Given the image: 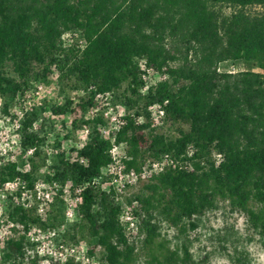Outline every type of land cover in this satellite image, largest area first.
<instances>
[{
    "label": "trees",
    "instance_id": "1",
    "mask_svg": "<svg viewBox=\"0 0 264 264\" xmlns=\"http://www.w3.org/2000/svg\"><path fill=\"white\" fill-rule=\"evenodd\" d=\"M71 33L79 43L72 38L65 42L63 36ZM139 58L166 74L154 91H141ZM225 62L247 67L221 70ZM53 69L61 93L69 85L83 95L73 103L64 94L52 112L67 110L74 128L88 127L84 144L72 149L75 159L58 154L45 175L49 183L62 186L69 178L83 186L76 209L80 222L71 226L70 240L81 230L100 249L105 264H135L142 236L150 255L146 264H195L185 238L175 247L157 240L161 224L186 235L200 226L206 212L226 202L231 211L245 215L264 246V0H0V119L18 95ZM102 92L125 108V122L113 141L102 137L99 116L83 118ZM165 100V121L178 124L173 137L137 122L149 104ZM38 120L39 111H25L17 131L22 150H31L30 168L24 170L23 161L0 163V186L18 178L33 189L39 168L33 159L44 163L46 137L41 125L35 127ZM122 142L129 168L138 169L145 157L164 153L191 164V169L166 167L127 197L139 204V235L131 240L118 225L121 205L114 190L90 184L111 162L109 149ZM5 213L17 235L7 242L3 260L40 264L37 253L28 254L34 244L25 233L34 225L56 228L64 222L60 193L44 221L32 207L14 203ZM217 238L223 249L231 248L230 264H249L237 238L224 232ZM63 264L75 263L70 258Z\"/></svg>",
    "mask_w": 264,
    "mask_h": 264
},
{
    "label": "rangeland",
    "instance_id": "2",
    "mask_svg": "<svg viewBox=\"0 0 264 264\" xmlns=\"http://www.w3.org/2000/svg\"><path fill=\"white\" fill-rule=\"evenodd\" d=\"M63 37L65 42H68L69 38L74 39L75 42H80L77 34L64 35ZM246 67L242 63L225 62L221 64L220 69L233 71ZM251 69L258 70L256 67H251ZM37 87L41 88L38 89ZM61 87L62 82L60 81L59 73L55 69L51 70L46 79L37 80L23 95H18L11 104L9 112L0 119V163L23 161V169L28 170L30 168L29 157L31 152L22 150L17 135L21 112L27 107H34L40 112V120L35 122V127L39 128L41 125L44 130L43 133H46L41 155L44 157V163L42 159H33L39 166L33 176L32 183L33 187L36 185L35 189H26V181L18 178L0 186V264H7L1 256L2 252L7 242L17 235L15 228L7 220L5 213L7 205L14 203L25 208L32 207L38 217L44 221L45 212L49 208V205L44 204L41 199L42 194L48 189L43 184L47 182L45 177L47 165L52 163L56 156L62 152L66 153L70 160L75 159L76 153L72 149L81 147L86 141L87 126L74 128L72 126L73 117L70 112L63 110L59 113H53L50 108L55 103L61 105L64 94L69 96L73 103H76L79 97L83 95V91L80 88H70L69 85L65 86V91L61 93ZM94 101V108L88 110L83 118L92 119L95 116H99L102 122H98L97 127L100 129L102 137L113 141L120 128L116 129L115 120L112 117L119 118L120 115L124 117L125 108L121 104L113 103L111 94L108 92L100 93ZM177 128L178 124L164 120L163 125L156 128V132L173 137L177 135ZM184 128L186 129L187 127L184 126ZM14 140L15 142H13ZM124 149H126V146ZM212 156L213 158L217 157L215 153ZM148 158L145 157L139 167L147 163ZM144 183L129 186L126 192L122 194L123 200H127L128 196L137 193ZM97 185L101 189H108L109 184L104 175ZM19 187L21 189L20 195L17 193ZM59 193L65 209L64 198L74 196V189L70 179H66L62 186L58 184L56 195H59ZM79 222L80 218L74 212L71 217H65L64 222L56 228L43 227L42 225L31 226L25 233L27 240L34 244L28 250V254L33 256L34 253H37L41 257L39 259L40 264H48L50 260L56 264H63L61 259L65 257L70 259L68 258V248L73 246L75 249V255L71 258L73 263L92 264V260H96L105 264L99 258L100 249H94L88 238L80 234L81 230L76 232L75 240H70L69 234L73 233L70 228L73 224L77 225ZM161 226V236L157 240H168V245L175 247L179 246L185 238L188 241L195 264H230L227 253H230L231 248L228 250L229 252L223 249L217 238L222 232L238 239L237 244L246 251L249 264H264V246L258 240L257 235L248 227L245 215L240 211H231L226 202H220L215 210L206 212L200 226L194 230H189L186 235L179 234L175 227L169 226L165 221L162 222ZM138 237L139 240L136 246L137 261L135 264H146L150 255L142 247L141 241L143 237ZM59 252L62 253L59 254Z\"/></svg>",
    "mask_w": 264,
    "mask_h": 264
},
{
    "label": "built area",
    "instance_id": "3",
    "mask_svg": "<svg viewBox=\"0 0 264 264\" xmlns=\"http://www.w3.org/2000/svg\"><path fill=\"white\" fill-rule=\"evenodd\" d=\"M138 66L140 70V78L143 81V86L141 91H154V89L166 78V74L158 73L145 58L138 59ZM40 89L41 87H37ZM38 93V92H37ZM100 93L96 95L95 98ZM166 103L163 102H154L149 104L146 108V112L137 117L138 123H146L151 127H159L163 125L165 120V111H166ZM36 110L34 107H27L25 110L21 112V117L25 111H33ZM115 120L116 129L118 130L124 124L123 115H120L119 118L112 117ZM88 133V129H86ZM87 136V135H86ZM125 143H120L118 145H113L109 149V154L111 156V162L102 169L100 175L93 178L91 180L92 185L98 187V182L101 178L107 180L109 186L107 190H114L115 192V200L121 205V211L117 217L118 225L121 227L124 236L128 239H133L139 235V218H138V208L139 204L136 199H132L130 201L123 200L122 194H124L129 186L136 185L138 183L151 181L154 177H156L160 172H162L166 167L171 166L175 167L177 164H184L191 169V164L189 162H180L179 160L174 159L170 153H164L159 158L149 157L147 163L140 166L138 169L129 168L126 165V160L129 158L126 154ZM31 152V150H28ZM80 162L85 163L84 158L79 159ZM69 179V178H68ZM71 181V179H70ZM72 182V181H71ZM45 188H48L43 194L41 199L44 201V204L47 206L49 203L53 201L56 195V190L58 187V183L53 181L51 183L44 182ZM50 185V186H49ZM35 186L33 189H35ZM72 186L74 189V196L64 198L65 200V217H71L79 204L82 201V185H77L72 182ZM9 222V221H8ZM10 223V222H9ZM12 225V223H10ZM1 239V235H0ZM69 254L68 258H72L75 254V249L73 246H69L68 248ZM62 252H59V254ZM67 260V257L61 259L62 263ZM92 264H102L99 261L92 260Z\"/></svg>",
    "mask_w": 264,
    "mask_h": 264
},
{
    "label": "clouds",
    "instance_id": "4",
    "mask_svg": "<svg viewBox=\"0 0 264 264\" xmlns=\"http://www.w3.org/2000/svg\"><path fill=\"white\" fill-rule=\"evenodd\" d=\"M13 142H15V140ZM189 155H191V153Z\"/></svg>",
    "mask_w": 264,
    "mask_h": 264
}]
</instances>
